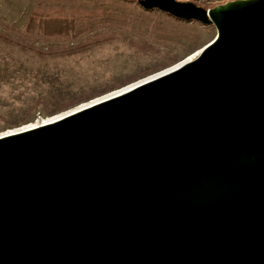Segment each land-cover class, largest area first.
<instances>
[{"label":"water","instance_id":"obj_1","mask_svg":"<svg viewBox=\"0 0 264 264\" xmlns=\"http://www.w3.org/2000/svg\"><path fill=\"white\" fill-rule=\"evenodd\" d=\"M136 2L216 34L0 136V264H264V0Z\"/></svg>","mask_w":264,"mask_h":264},{"label":"rangeland","instance_id":"obj_2","mask_svg":"<svg viewBox=\"0 0 264 264\" xmlns=\"http://www.w3.org/2000/svg\"><path fill=\"white\" fill-rule=\"evenodd\" d=\"M34 11L74 14L76 36L28 32ZM215 34L136 0H0V134L192 59Z\"/></svg>","mask_w":264,"mask_h":264},{"label":"trees","instance_id":"obj_3","mask_svg":"<svg viewBox=\"0 0 264 264\" xmlns=\"http://www.w3.org/2000/svg\"><path fill=\"white\" fill-rule=\"evenodd\" d=\"M196 1V0H195ZM197 4L203 7H209L202 2L196 1ZM217 4L211 5L213 7ZM75 15H70V17L64 12L60 13H41L32 12L27 20L25 29L28 32H33L36 27H38V33L46 37L54 36H76ZM72 30V31H71Z\"/></svg>","mask_w":264,"mask_h":264},{"label":"bare ground","instance_id":"obj_4","mask_svg":"<svg viewBox=\"0 0 264 264\" xmlns=\"http://www.w3.org/2000/svg\"><path fill=\"white\" fill-rule=\"evenodd\" d=\"M202 46H203V45H202ZM202 46H201V47H202ZM201 47H200V48H201ZM200 48H198L197 50H195V51L193 52V53H194V54H193L194 56L198 53V51H199ZM190 57H191V56H188V57H186V58H184V59H182V60L176 62L175 64H172V65H170V66H168V67H166V68H163V69H161V70H158V71H156V72H153V73H151V74H148V75H146V76H143V77H141V78H139V79H137V80H135V81H133V82H130V83L126 84V85H123V86H121V87H119V88L113 89V90H111V91H109V92H106V93H104V94H101V95H99V96H97V97H95V98H93V99H91V100H89V101H86V102L80 103V104H78V105H76V106H74V107H72V108H70V109H67V110H65V111H62V112H60V113H57V114H54V115H51V116H47V117H45V118L42 119V122H48V121H51V120H53V119H55V118H58V117H60V116H62V115H64V114H66V113H69V112H71V111H73V110H76V109H78V108H81V107L87 106V105H89V104H91V103H93V102H96V101H99V100L105 99V98H107V97H110V96H113V95H117V94H119V93H122V92H124V91H126V90L132 88L134 85H136V84H138V83H140V82H142V81L149 80V79H151V78H153V77H156V76H158V75H160V74H163V73H165V72H167V71H170V70H172V69L178 67L180 64L184 63L185 61L190 60V59H191ZM35 125H36V123L26 124V125L21 126V127H19V128H15V129H13V130L6 131V132L0 134V136H2L3 134H9V133H12V132L18 131V130H20V129H26V128H29V127H32V126H35Z\"/></svg>","mask_w":264,"mask_h":264}]
</instances>
